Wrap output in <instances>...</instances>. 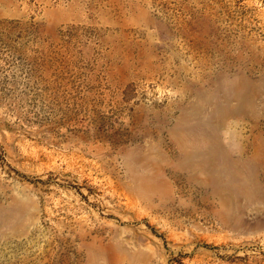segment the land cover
Here are the masks:
<instances>
[{
    "label": "rangeland",
    "instance_id": "374dc122",
    "mask_svg": "<svg viewBox=\"0 0 264 264\" xmlns=\"http://www.w3.org/2000/svg\"><path fill=\"white\" fill-rule=\"evenodd\" d=\"M0 264H264V0H0Z\"/></svg>",
    "mask_w": 264,
    "mask_h": 264
}]
</instances>
